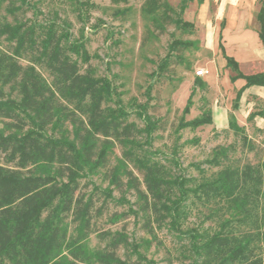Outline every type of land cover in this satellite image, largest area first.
<instances>
[{"label": "trees", "instance_id": "1", "mask_svg": "<svg viewBox=\"0 0 264 264\" xmlns=\"http://www.w3.org/2000/svg\"><path fill=\"white\" fill-rule=\"evenodd\" d=\"M191 1L180 0V9L183 11ZM20 2L27 4V0ZM4 3L12 20L0 22V37L10 42L12 48L10 52L0 50V264H145L146 257L138 246L131 250L134 259L118 254L120 246L129 245L122 231L98 234L105 241L102 247L88 244L93 218L102 214L107 199L112 198L111 186L135 190L148 220L153 217L152 221L160 225L168 218L169 226L188 239L186 249L193 264H263L253 245L261 233H236L233 229V220L247 223L261 195L263 178L259 168L249 163L240 168L225 167L214 179L192 188L186 186L189 179L181 175L170 177L163 165L152 159L151 151L144 149L143 154L137 155L133 149H142L135 141L136 135L143 134L145 143L150 144L153 132L159 128L147 112L148 102L124 105L108 77H96L89 66L81 71L71 54L85 63L88 54L83 42L70 41L65 26L54 19L19 20L15 13L22 6L14 0H0V10ZM259 4L257 34L264 46V0H259ZM78 5L77 17L82 19V7L88 6V2L80 0ZM129 10L124 8L122 12ZM173 10L167 0H143L140 6L147 26L151 23L163 31L165 23H174L182 31L193 29L192 22L173 18ZM189 48L199 49L198 41L173 39L169 52L150 76L159 78L166 73L172 57L189 68V60L184 57ZM203 50L213 56L209 48L203 46ZM219 50L230 80H245L235 92L234 109L246 87H264V73L244 74L238 62L225 54L221 35ZM205 86L203 79L194 77L177 129L212 123L210 110L184 119L192 105L194 87ZM5 88L10 90L6 97ZM151 88L152 83L147 90ZM131 114L142 121L141 127L129 121ZM255 116L264 118V109L250 112L248 118ZM228 127L243 135L244 144L249 141L232 113ZM114 143L123 147L122 157L110 169L108 186L101 191L105 200L95 207L92 193L81 191L80 180L105 164ZM128 162L141 172V181L128 168ZM189 193L205 199L216 197L224 203L227 211L218 230L206 233L180 229V219L186 216L182 208ZM123 215L113 213L110 221L116 222Z\"/></svg>", "mask_w": 264, "mask_h": 264}, {"label": "rangeland", "instance_id": "2", "mask_svg": "<svg viewBox=\"0 0 264 264\" xmlns=\"http://www.w3.org/2000/svg\"><path fill=\"white\" fill-rule=\"evenodd\" d=\"M78 1L80 0H27V4H22L20 0H14L17 6H22L15 16L19 20L35 19L38 22L56 20L68 29L70 41H81L84 44L89 57L87 63L71 54L81 71L89 66L96 77H108L127 107L134 103L148 102L147 112L158 122L159 128L153 132L150 144L145 143L143 134L136 135L135 141L142 149H133L137 155L143 154L144 149L151 151L152 159L161 163L170 177L181 175L189 179L186 186L192 188L202 181L214 179L217 172L225 167L240 168L249 163L259 168L263 178L261 195L247 223L233 220V229L236 233H261L253 245L255 253L262 258L264 264V118H248L250 112L264 109V98L258 94H244L245 101L233 109L235 90L227 91L221 86L223 66L218 61L221 58L220 52L214 57L208 56L203 50V46L206 47V37L211 33L215 0H208L204 6L193 0L183 11L180 9V0H167L174 9L171 13L173 18H182L194 24L189 31H182L174 23H165L163 31L151 23L149 26L145 25L140 14L143 0H128L127 3L119 4H114L111 0H82L88 2V6L82 7V19L77 17ZM5 4L0 10V22L12 20V16L4 9ZM128 7L130 10L123 13L124 8ZM176 38L198 41L199 49L189 48L184 52L190 67L186 63L176 62V57H172L167 72L159 78H152L151 73L169 52V44ZM11 48V43L0 37V50L10 52ZM22 61L28 62L26 59ZM252 67L254 66L244 65L243 69L249 73L254 71L252 69L255 68ZM255 67L259 65L256 64ZM200 68L206 71L198 76L196 70ZM40 71L47 76L44 70ZM195 76L203 79L207 86L194 87L192 105L184 119H192L210 110L212 123L196 128L177 129ZM150 83L152 88L148 91ZM9 92L5 88L4 96H8ZM109 105L113 106V103L110 102ZM230 113L243 127V134L249 140L246 144L243 143L241 133L236 134L228 127ZM129 121L134 122L137 127L143 125L135 114L129 115ZM114 144L113 149L107 153L105 164L80 180L81 191L92 193L95 207H99L105 200L101 191L108 186L110 169L122 157L123 147L118 143ZM127 166L141 181L142 174L134 164L128 162ZM123 181L125 182L124 177ZM93 187L98 189L93 190ZM111 188L112 198L107 199L102 214L92 220V232L88 238L91 247L98 248L105 244L98 234L122 231L129 241V245L118 249V254L123 258H135L131 252L135 245L146 257L145 264H193L191 254L186 249L188 239L184 235L180 237L169 226L168 218L157 225L152 221L153 217L148 220L141 211L143 202L137 197L135 190L125 186L120 189L113 186ZM182 209L186 216L180 219V229L185 231L193 228L206 233L219 229V223L227 211L224 203L216 197L205 199L192 193H189ZM113 213L124 215L118 221L111 222ZM252 220L256 222L252 223Z\"/></svg>", "mask_w": 264, "mask_h": 264}, {"label": "crops", "instance_id": "3", "mask_svg": "<svg viewBox=\"0 0 264 264\" xmlns=\"http://www.w3.org/2000/svg\"><path fill=\"white\" fill-rule=\"evenodd\" d=\"M206 2L208 3V0H203L201 6ZM215 2L211 33L206 37L205 45L212 51L214 57L220 52L221 58L218 61L223 66L221 86L227 91L231 89V92L234 90L236 92L245 84V80L241 78L230 80V72L225 67V60L219 50V36L221 35L225 54L232 56L238 62L244 74L264 73V46L257 34L259 24L256 18L260 4L259 0H215ZM221 22H223L222 27ZM256 64L259 67H255ZM244 65L254 66L252 68L255 69L247 73L243 69ZM248 93L258 94L259 97L264 98V87L256 85L246 87L240 96L238 106L245 99L243 95Z\"/></svg>", "mask_w": 264, "mask_h": 264}, {"label": "built area", "instance_id": "4", "mask_svg": "<svg viewBox=\"0 0 264 264\" xmlns=\"http://www.w3.org/2000/svg\"><path fill=\"white\" fill-rule=\"evenodd\" d=\"M204 73H205V69H203V68H200V69L196 70V75H198V76H201Z\"/></svg>", "mask_w": 264, "mask_h": 264}]
</instances>
